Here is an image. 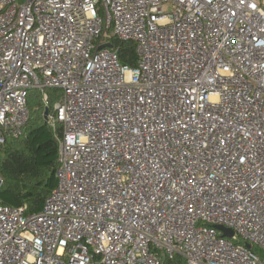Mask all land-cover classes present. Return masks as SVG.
Segmentation results:
<instances>
[{
	"label": "built area",
	"instance_id": "2783aa9c",
	"mask_svg": "<svg viewBox=\"0 0 264 264\" xmlns=\"http://www.w3.org/2000/svg\"><path fill=\"white\" fill-rule=\"evenodd\" d=\"M34 90L58 184L0 204V264H264L263 0H0V147Z\"/></svg>",
	"mask_w": 264,
	"mask_h": 264
},
{
	"label": "trees",
	"instance_id": "16d2710c",
	"mask_svg": "<svg viewBox=\"0 0 264 264\" xmlns=\"http://www.w3.org/2000/svg\"><path fill=\"white\" fill-rule=\"evenodd\" d=\"M124 65L137 63L136 45L133 42L114 41ZM49 107L43 95L34 90L30 93L28 106L30 118L19 139H8L0 147V175L4 185L0 190V204L9 207H26L29 214L39 213L58 184L61 125L56 129L47 122L45 113L51 114L61 96V91L48 90ZM248 246L244 242H238ZM251 246V245H250ZM252 251L264 260V250L252 246ZM178 264H187L183 259Z\"/></svg>",
	"mask_w": 264,
	"mask_h": 264
},
{
	"label": "water",
	"instance_id": "95a60500",
	"mask_svg": "<svg viewBox=\"0 0 264 264\" xmlns=\"http://www.w3.org/2000/svg\"><path fill=\"white\" fill-rule=\"evenodd\" d=\"M108 47L112 48L113 46L112 45H109ZM48 116V112L45 113V117L47 118ZM219 231H221L224 235V237H227V238H233L234 237V232L230 229H227V228H224V227H218L217 228ZM252 246L248 245L247 248H251Z\"/></svg>",
	"mask_w": 264,
	"mask_h": 264
},
{
	"label": "rangeland",
	"instance_id": "374dc122",
	"mask_svg": "<svg viewBox=\"0 0 264 264\" xmlns=\"http://www.w3.org/2000/svg\"><path fill=\"white\" fill-rule=\"evenodd\" d=\"M264 1V0H263ZM49 112V111H48ZM30 115H31V113H30Z\"/></svg>",
	"mask_w": 264,
	"mask_h": 264
}]
</instances>
